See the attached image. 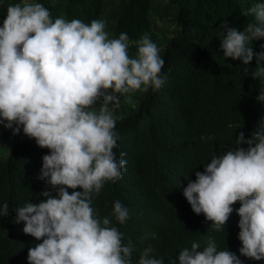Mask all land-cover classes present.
<instances>
[{
	"label": "clouds",
	"instance_id": "obj_1",
	"mask_svg": "<svg viewBox=\"0 0 264 264\" xmlns=\"http://www.w3.org/2000/svg\"><path fill=\"white\" fill-rule=\"evenodd\" d=\"M247 14L255 22L242 32L222 23L227 34L220 47L224 57L248 65L255 56L259 65L264 52L254 53L249 44L264 38V2ZM105 28L100 19L90 24L53 20L49 9L35 0L10 4L0 26V124L13 135L22 126L26 136L49 149L37 178L55 192L46 188L39 193L46 199L16 209L15 222L23 221V232L41 241L29 248V264L133 263L134 245L123 243L124 233L112 226L111 217H100L92 205L105 183L119 180L126 170L127 161L114 152L120 139L118 117L109 105L118 106L121 96L137 91L159 90L166 79L165 61L149 34L137 41H130L127 33L110 39ZM130 43L137 47L135 58L129 55ZM252 75L264 78V67ZM258 99L264 101V95ZM242 144L248 147L214 155L194 181L188 179L183 195L193 212L203 213L204 223L217 231L239 201V252L259 261L264 260V125L250 139L241 131L236 145ZM8 213L4 203L0 216ZM112 217L122 225L129 210L115 200ZM203 243L182 249L179 264H243L235 253L218 250L211 238ZM154 251L145 247L138 264H164Z\"/></svg>",
	"mask_w": 264,
	"mask_h": 264
},
{
	"label": "trees",
	"instance_id": "obj_2",
	"mask_svg": "<svg viewBox=\"0 0 264 264\" xmlns=\"http://www.w3.org/2000/svg\"><path fill=\"white\" fill-rule=\"evenodd\" d=\"M19 2L0 0V26L8 6ZM35 2L49 9L53 20L63 17L86 24L104 20L110 39L127 33L130 41H137L147 33L165 61L162 74L166 79L159 90L137 91L121 96L118 106L109 105L118 117L115 131L120 139L114 152L127 161L126 170L119 180L105 183L92 205L100 217H111L112 226L124 233L123 243L134 245L132 264H138L140 253L149 245L155 249L153 255L164 258V264L170 260L179 264L182 249L193 242L202 247L210 238L218 250L235 253L243 264H264V260L239 252V201L232 205L223 230L217 231L204 223L203 213L193 212L183 195L188 179L194 181L195 173L203 172L214 155L248 147L236 145L241 131L250 139L264 125V101L258 99L264 95V78L252 75L264 67V60L258 65L254 56L244 65L239 59L224 57L220 47L222 35L227 34L222 23L227 21L228 27L244 31L248 23L255 22L254 15L244 13L264 0ZM262 45L264 38L249 44L254 53L264 52ZM136 53V45L130 43V57L135 58ZM48 153L49 149L23 133L22 126L13 135L0 124V208L9 205L8 215L0 216V264H29V248L41 242L23 232V221L15 220L17 207L39 203L46 199L39 193L52 190L37 178L42 157ZM121 153L126 155L121 157ZM115 200L129 210L122 225L112 217Z\"/></svg>",
	"mask_w": 264,
	"mask_h": 264
},
{
	"label": "rangeland",
	"instance_id": "obj_3",
	"mask_svg": "<svg viewBox=\"0 0 264 264\" xmlns=\"http://www.w3.org/2000/svg\"><path fill=\"white\" fill-rule=\"evenodd\" d=\"M159 24H160V26H161L162 22H160ZM170 30H172V28H170ZM14 126H15V125H14Z\"/></svg>",
	"mask_w": 264,
	"mask_h": 264
}]
</instances>
